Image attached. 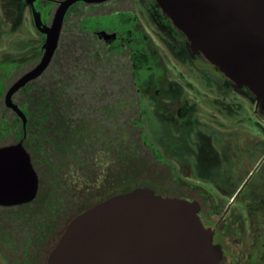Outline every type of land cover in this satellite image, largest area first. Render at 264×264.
I'll use <instances>...</instances> for the list:
<instances>
[{"label": "flooded vegetation", "instance_id": "flooded-vegetation-1", "mask_svg": "<svg viewBox=\"0 0 264 264\" xmlns=\"http://www.w3.org/2000/svg\"><path fill=\"white\" fill-rule=\"evenodd\" d=\"M63 1L65 0H2L9 22H14V18L28 8V13L40 30L41 40L33 44L30 40L28 46L31 48L24 53L0 56V148L22 143L30 155L39 179L38 193L33 200L12 205L0 204V264H48L50 253L65 230L62 217L48 212H34L32 207L39 201L41 177L38 172L39 164L28 144V112L21 98L17 97V92L32 80L12 96L13 102L22 110L25 118L6 103V94L17 81L12 77L23 71L22 77L40 63L48 36L42 29L52 26L55 13ZM149 28H159L168 36L165 40L167 44L169 42L173 54L184 57L191 51L195 54L188 52L187 61L192 62L203 72L206 71L209 77L216 78L226 87L235 84L202 52L192 49L185 33L174 24L157 0L74 2L64 15L58 45L52 59L39 77L50 65L53 66L56 62H61L67 54L74 53L75 60L89 61L99 67L92 72L102 73L104 67L106 80L108 79L110 83L113 57H126L129 58L128 67L130 68L131 63L133 68L130 72L137 75L139 83L135 85L138 109L136 113L132 111L133 119L130 123L137 121L138 124L145 126V122L154 115L151 114V110L156 109L173 118L189 122L192 109L182 100L175 101L177 99L170 97L174 93L172 90L174 82L167 74V67ZM35 60L37 62L34 64ZM93 88L100 89V92L105 94L103 96L93 94L94 99L86 102L76 100L73 105L86 109L85 116L79 117L78 120L105 122L107 126L104 133L108 139L107 137H112L113 119L116 122L119 119L122 125L121 139L123 143L126 142L128 103L123 102L121 111L115 108L116 111L113 113V106H118L119 102L111 99L112 85H106L104 92L100 85ZM256 106L264 117V103L256 100ZM117 128L118 125L116 130ZM145 131L147 132L146 128ZM254 141L257 146L250 147L238 143L233 149L231 163L249 170L238 185H235V179L227 183L225 188H233L229 200L223 196L216 197L206 188L183 178L176 164L167 159L152 143L158 153L169 161L170 167L184 179L187 186L185 198L199 203L198 214L205 227L212 230L214 244L221 250L220 264H264V138ZM100 152L111 154V149ZM75 180L72 188H65L63 194L65 199L71 200L76 196L81 178Z\"/></svg>", "mask_w": 264, "mask_h": 264}, {"label": "water", "instance_id": "water-1", "mask_svg": "<svg viewBox=\"0 0 264 264\" xmlns=\"http://www.w3.org/2000/svg\"><path fill=\"white\" fill-rule=\"evenodd\" d=\"M78 0H65L48 29L38 65L8 90L6 103L23 118L13 94L48 67L64 15ZM102 2L106 0H85ZM200 51L239 87L264 103V0H157ZM38 174L22 143L0 148V204L33 200ZM199 203L139 188L101 201L67 225L48 264H220L221 250L203 224Z\"/></svg>", "mask_w": 264, "mask_h": 264}, {"label": "trees", "instance_id": "trees-1", "mask_svg": "<svg viewBox=\"0 0 264 264\" xmlns=\"http://www.w3.org/2000/svg\"><path fill=\"white\" fill-rule=\"evenodd\" d=\"M128 65L129 58L114 56L108 83L104 67L102 73L92 72L99 67L89 61L79 62L71 53L17 92L28 112V144L39 164L41 177L39 201L32 205L33 211L62 217L65 229L75 216L89 207L139 188H149L155 195L164 197L185 198L184 179L155 149L145 126L137 121L130 123L132 111L136 113L138 109L135 85L139 83L137 75L130 72L131 63L130 68ZM22 72H17L13 80H18ZM108 84L117 87L113 101L119 105L113 106V113L115 108L121 111L123 102L128 103V140L124 143L119 119L118 122L113 119L112 137L106 139L107 124L79 121L86 109L73 105L76 100L94 99L93 94L103 96L105 93L93 86L100 85L104 92ZM104 149H111V154L100 152ZM75 179L80 184L77 194L71 200L65 199V188H72Z\"/></svg>", "mask_w": 264, "mask_h": 264}, {"label": "rangeland", "instance_id": "rangeland-1", "mask_svg": "<svg viewBox=\"0 0 264 264\" xmlns=\"http://www.w3.org/2000/svg\"><path fill=\"white\" fill-rule=\"evenodd\" d=\"M7 16L0 0V56L24 53L31 48L28 46L30 40L32 44L41 40L40 30L28 8L21 11L14 22H9ZM149 31L167 67V74L174 82V93L170 97L177 99L175 101L182 100L192 109H189L192 111L189 122L156 111L158 109L151 110L154 115L145 122L150 141L176 164L183 178L206 188L216 197L229 200L233 188H225L227 183L235 179V185H238L249 170L231 163L235 145L254 147L257 146L254 139L264 138V117L257 109L254 95L236 84L222 85L205 70L203 72L187 61L188 52L195 53L188 51L184 57H179L173 54L165 40L168 36L161 29L149 28ZM115 89L117 87L112 86V100Z\"/></svg>", "mask_w": 264, "mask_h": 264}]
</instances>
